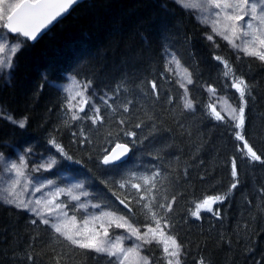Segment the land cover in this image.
Segmentation results:
<instances>
[{"label": "trees", "instance_id": "1", "mask_svg": "<svg viewBox=\"0 0 264 264\" xmlns=\"http://www.w3.org/2000/svg\"><path fill=\"white\" fill-rule=\"evenodd\" d=\"M10 37H20L21 47L11 69H0V152L14 156L31 149L27 154L51 156L56 163L46 173L54 181L63 182L62 174L80 179L101 207L145 228L154 224L135 204L120 202L128 203L136 190L121 188L120 182L132 173L159 171L155 195L160 202L165 195L177 198L169 213L173 228L165 230L183 244L182 264H198L201 257L206 264H264V163L245 155L236 122L228 116L217 120L210 107L218 108L217 96L240 105L231 75L224 76L227 69L215 59L220 56L251 87L242 134L264 156V61L214 35L177 0H85L35 42ZM168 50L191 73V109L184 107L182 83L168 66ZM68 75L92 82L90 97L100 107L102 122L71 118L74 110L65 107L69 96L59 86ZM105 94L111 96L108 104L99 99ZM129 100L130 111L124 113L121 105ZM85 112L93 115L89 106ZM9 116L16 121L26 117V127ZM127 131L137 136L124 135ZM53 139L67 156L50 143ZM120 141L132 146L130 157L103 164V156ZM234 158L237 178L231 175ZM234 179L238 186L229 193ZM226 193L213 212L202 210L199 219L190 215L196 203ZM69 208L75 210V204ZM142 251L151 264H167L161 242L145 244ZM57 258L61 264H118L120 259L79 249L35 213L0 199V264H56Z\"/></svg>", "mask_w": 264, "mask_h": 264}, {"label": "snow or ice", "instance_id": "2", "mask_svg": "<svg viewBox=\"0 0 264 264\" xmlns=\"http://www.w3.org/2000/svg\"><path fill=\"white\" fill-rule=\"evenodd\" d=\"M78 0H0V21H5L3 27L8 29L10 33L18 34L26 38L27 40L35 41L38 35L42 30L46 29L51 25L58 17H61L73 4L77 3ZM183 7H202L201 5H192L185 3V0H177ZM207 12L214 19H209L207 16L204 17L202 23H210L212 25V32L214 35H220L224 39L228 40L229 43L243 54L248 56H254L260 61H264V0H206ZM215 9L216 11H213ZM247 17V19H246ZM226 33H230L231 37ZM208 40H213V35L207 36ZM236 39H239L241 42L236 43ZM0 40H5L6 37L0 35ZM21 47V44H15L8 46L6 42L0 43V53L4 52L7 48L9 52L14 55ZM171 59L168 61L169 64H175L178 68L181 67L180 61L177 59L174 53L170 54ZM216 60L221 61L224 64V67L227 71L224 72V76L228 77L231 75L232 83L230 87L235 88L239 93L240 105L238 108H231V118L235 121V128L240 131L236 132V137L238 140L243 141V148L246 149L245 155L250 157L251 161H258L264 163V156L258 154L251 145L248 144L242 130L245 126V110L248 104V97L251 96V87L250 85L239 76H236L233 72L231 65L223 57L217 56ZM0 66H12V56L9 55L7 59L0 57ZM184 78L188 84L192 83L191 73L187 69L183 70ZM91 81L81 83L80 81L73 79V86L78 89L74 95H70L67 98L66 108L71 110L77 108L78 105H88L91 107L93 115L88 116L85 112L83 106H79L78 111H72L71 118L73 120L79 119H90L93 124L102 122L104 117L101 116L100 107L96 106L92 98L87 95L88 89L91 87ZM182 87L186 86L184 84ZM151 89L153 93L158 97V84L155 81L151 82ZM66 91H68L66 89ZM119 91V88L117 89ZM210 91H215L211 89ZM79 97L78 105L73 104L72 101L76 100ZM102 103L108 104L111 96L105 94L103 97H99ZM132 101H126L121 105V108L124 113H129L130 105ZM109 107L111 105L109 104ZM184 107L186 109H191L193 103L191 100L186 99ZM211 107V112L217 120H223L224 117L221 116L219 112L216 111L214 106ZM113 112H116L117 109L113 108ZM80 112H84L85 115L81 117ZM9 120H13L11 116L7 117ZM13 123L17 124L20 128H25L27 125V118L21 119L19 121L13 120ZM126 123L125 119H120L119 124L124 125ZM142 123H137L136 128H141ZM83 134V132H81ZM111 135V133H109ZM124 135L135 138L137 133L135 131L124 132ZM57 150L63 155L67 156V153L64 152L63 147L59 145L54 139L50 141ZM135 145L136 140L133 139L130 141ZM129 144L117 143L115 148L110 152H106L103 156L102 163L105 165L113 164L116 161H120L122 157H125L126 154L130 151ZM31 149L26 150V154L29 153ZM71 159V157H67ZM0 160H3L2 154H0ZM56 163L55 159H51L47 163H41L37 165L32 171L39 172L42 169H50ZM25 156L19 157V163L12 161L8 163L5 171L14 172L15 179L10 182L9 187L6 189L7 196L4 197L6 203L15 204L18 208L28 209L29 211L35 213L40 217V222L45 225H50L56 234H59V237H63L64 241L69 242L71 245L78 247L79 249L92 250L96 253H105L109 257H123L124 259H119L118 264H124V260L127 258L128 254L134 249H125L123 247L124 237H116L115 240H110L108 229L101 225V228H104L103 233L96 230H85V232H69L62 224V222L57 221L53 222L50 219L45 218V213L39 210L38 206L44 204V207L47 208V215L51 216L53 213L52 207L50 205L54 204L55 197L63 190L57 189L55 193H51V200L42 201V199H36L35 201H25L20 198V194L17 192V187L21 184V178L26 177L27 174L24 171L26 168ZM231 175L233 178L238 177L236 159L234 158L231 161ZM161 176L159 171H153L150 175L145 176H136L135 173H132L129 178L120 182L121 188L130 187L136 190V195L132 199L125 203V200H121L122 204H125V207H129V204H135L141 212L144 213L146 219H150L151 223L155 225V228L149 227L147 231L143 234L140 233L139 229L132 228L131 225L127 224V221L124 217H119L117 220L110 221V225L114 224L116 228H128L130 229L133 236L137 240H142L145 244L151 243L150 240L145 239L149 233L155 237L156 233L160 231L162 233L163 229L171 230L173 228L172 219L169 216V213L173 209V205L176 202V195L168 197L165 195L162 199L165 202H160V199L155 195V190L157 188V180ZM139 181V182H134ZM32 181L28 180L27 184H31ZM36 183H39V187H35V191L39 192L42 188L46 187L45 184L40 183L39 179H36ZM48 185L53 184V181H48ZM239 180L234 179V182L229 188V193L238 186ZM75 188L83 187L80 184L74 185ZM26 190V187L25 189ZM71 193L72 189L67 190ZM260 191L264 192V189ZM87 195V193H83ZM228 194L209 196L205 198L202 202L195 204V210L190 212V215L200 218L201 211L213 212V205H217L220 202L226 200ZM73 200H79V196H72ZM35 204L37 207H30V205ZM94 207H99L98 205H93ZM56 208L62 209L64 205L57 204ZM80 208H86L87 205L80 204ZM131 212V209H130ZM135 215V213H132ZM66 216V213H63ZM103 215H112L110 213H102ZM214 215L219 216V210L214 212ZM75 220V216L72 217ZM93 219H98L93 217ZM123 221V222H120ZM32 224H36L37 220H32ZM87 223V221L85 222ZM163 234V233H162ZM164 252L166 254L167 264H182V256L184 255V246L182 243H179L176 236L172 235L168 237V240L164 242ZM28 260H32L33 257L29 254L27 257ZM56 264H61L60 258L56 259ZM144 264H148L147 258L144 260ZM198 264H206V261L203 257L200 258Z\"/></svg>", "mask_w": 264, "mask_h": 264}, {"label": "rangeland", "instance_id": "3", "mask_svg": "<svg viewBox=\"0 0 264 264\" xmlns=\"http://www.w3.org/2000/svg\"><path fill=\"white\" fill-rule=\"evenodd\" d=\"M185 3L192 4V5H201L202 7H190L195 14L198 16L199 20L201 21L204 17H208L210 20L214 19V17L210 16V14L207 12L206 8V0H185ZM213 11H216L213 9ZM247 19V17H246ZM5 21H0V35L6 37L5 40H0V43L6 42L7 45L10 47L15 44H21L20 37L19 39H11V34L8 32V29L3 27V24ZM206 25L211 26L210 23H206ZM229 35L230 38L231 34L226 33ZM228 41V40H227ZM229 42V41H228ZM241 41L239 39H236V43H240ZM232 46V45H231ZM233 47V46H232ZM236 49V48H234ZM239 51L238 49H236ZM174 53L173 50L166 51V58L167 62L171 59V55ZM16 54V53H15ZM15 54L12 55L9 50L6 48L4 52L0 53V57H4L7 59L9 55L12 56V64L15 58ZM175 54V53H174ZM176 55V54H175ZM177 59L180 61L178 56L176 55ZM181 67H177L175 64H169L168 66L170 68V71L174 73L178 78L179 81L186 86L187 91L184 89V100L190 99L188 95V83L184 78V65H182L180 61ZM1 71H9L11 67L7 66H0ZM189 72V70L187 69ZM190 73V72H189ZM75 77L72 75H68L67 79L63 83H59V86L62 87L65 91L66 89L68 91V96L74 95L75 92L78 90L73 86V79ZM192 79V76H191ZM76 80V78H75ZM78 81V80H77ZM81 82V81H80ZM84 83V82H81ZM90 90L88 89L87 95L91 96ZM92 97V96H91ZM79 97H77L76 100H73L72 103L78 105ZM216 105L218 108H216V111L221 114V116H228L231 117L230 112L231 108L235 107L231 100L226 96H217L215 98ZM79 106H83L85 109L88 105H78L77 108H73L72 110L78 111ZM3 156V160H0V199L4 200V197L7 196L6 189L9 187L10 182L15 179L14 172H7L5 171V168L7 167L8 163L15 161L19 163V157L25 156L26 160V168L24 171L26 172L27 176L21 178V184L17 187V192L20 194V198L24 199L25 201L31 200L35 201L36 199H42V201H48L52 199L51 193H55L57 189L63 190L55 197L54 204L50 205L53 209V213L51 216L47 215V208L44 207V204L42 202L41 206L39 207V210L43 211L45 213V218L52 220L53 222L60 221L64 226H66L67 230L69 232H85V230H96L100 232L101 234L104 231V228H101V225L103 224L105 228L108 229L109 232V239L115 240L116 237H124L123 239V247L125 249H134V251L130 252L127 256V258L124 260V264H144L145 258L148 260V264H151L149 257L144 254L142 251V248L145 247V243L142 240H137L135 236L132 235L130 229L122 228V231H118L114 228V224L110 225V221L117 220L119 217H124L123 215H118L116 213H113L111 211H107L103 207L99 205L98 202H95L92 197L89 190L85 187L83 181L80 179H76L73 176L69 174H62L64 176L63 182H57L54 181L51 177H49L46 173V171L50 170H41L39 172L32 171L37 165L41 163H47L49 162L52 157L47 155H40L35 156L32 154H26L25 152L17 151L16 154L13 156V154H6L3 152H0ZM39 179L40 183H43L46 185V187L42 188L41 191L36 192L35 187H39V183H36V179ZM31 180V184H27V181ZM48 181H53L54 183L51 185H48ZM80 184L83 187L81 188H75L74 185ZM26 187V190H24ZM72 189L71 193H69L67 190ZM83 193H87V195H84ZM72 196H79V200H73ZM73 202L75 204V210L73 211L69 208L70 203ZM57 204H62L64 207L62 209H58L55 207ZM80 204L87 205L86 208H80ZM93 205H98L99 207H94ZM30 207H37L34 203L30 205ZM28 210V209H27ZM63 213H66V216L63 215ZM102 213H110L112 215H101ZM75 216V220L72 219V217ZM93 217H96L98 219H93ZM125 218V217H124ZM127 224L131 225L132 228L139 229L140 233L143 234L147 231L149 227L155 228V225H148V227H138L132 225L126 218ZM87 221V223H85ZM123 222V221H120ZM163 233V234H162ZM162 233L158 231L155 235V237L152 236L151 233L148 234V236L145 237V239L152 241H159L162 243L163 246V252H164V242L168 240L169 235L165 229L162 230ZM148 244V243H147ZM163 258H165L166 262V254L162 255ZM120 259H124L123 257H119Z\"/></svg>", "mask_w": 264, "mask_h": 264}, {"label": "water", "instance_id": "4", "mask_svg": "<svg viewBox=\"0 0 264 264\" xmlns=\"http://www.w3.org/2000/svg\"><path fill=\"white\" fill-rule=\"evenodd\" d=\"M83 1H85V0H78V2L77 3H75V4H73L64 14H62V16L61 17H58L51 25H49L46 29H44V30H42V32L38 35V37H37V39L35 40V41H37L38 39H40L43 35H45L46 33H48L60 20H62L63 18H65L67 15H69L74 9H75V7L79 4V3H81V2H83ZM9 31V30H8ZM11 34H14V33H11ZM16 35V34H15ZM32 41V40H31ZM35 41H33V42H35ZM129 144V143H127V142H122L121 144ZM116 146V145H115ZM115 146L113 147V148H115ZM112 148V149H113ZM129 148L131 149L127 154H126V156L125 157H122L121 158V160L120 161H116V162H114L113 164H115V163H119V162H123V161H125V160H127L129 157H130V155H131V153H132V150H133V148H132V146L129 144Z\"/></svg>", "mask_w": 264, "mask_h": 264}, {"label": "bare ground", "instance_id": "5", "mask_svg": "<svg viewBox=\"0 0 264 264\" xmlns=\"http://www.w3.org/2000/svg\"><path fill=\"white\" fill-rule=\"evenodd\" d=\"M118 143H122V141H121V142H118ZM116 144H117V143H116ZM116 144H115V145H116ZM115 145H114V146H115ZM114 146H113V147H114ZM113 147H112V148H113ZM112 148L110 149V151L112 150ZM110 151H109V152H110Z\"/></svg>", "mask_w": 264, "mask_h": 264}, {"label": "flooded vegetation", "instance_id": "6", "mask_svg": "<svg viewBox=\"0 0 264 264\" xmlns=\"http://www.w3.org/2000/svg\"><path fill=\"white\" fill-rule=\"evenodd\" d=\"M121 142V141H120Z\"/></svg>", "mask_w": 264, "mask_h": 264}]
</instances>
